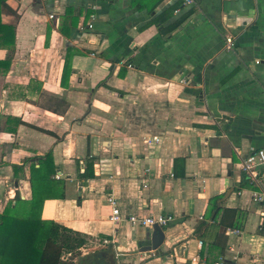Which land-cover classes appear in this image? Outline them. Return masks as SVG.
I'll list each match as a JSON object with an SVG mask.
<instances>
[{
  "label": "crops",
  "instance_id": "0c3cea01",
  "mask_svg": "<svg viewBox=\"0 0 264 264\" xmlns=\"http://www.w3.org/2000/svg\"><path fill=\"white\" fill-rule=\"evenodd\" d=\"M193 2L1 5L0 30L16 38L0 45V214L32 199L30 168L49 158L58 187L42 220L86 240L64 259L108 261L109 250L116 264H264V202L242 169L264 147V0ZM132 215L173 218L158 250L141 252L151 228Z\"/></svg>",
  "mask_w": 264,
  "mask_h": 264
},
{
  "label": "trees",
  "instance_id": "16d2710c",
  "mask_svg": "<svg viewBox=\"0 0 264 264\" xmlns=\"http://www.w3.org/2000/svg\"><path fill=\"white\" fill-rule=\"evenodd\" d=\"M8 0H0L6 5ZM193 11L177 21L173 28L180 27L186 22ZM73 10L68 9L65 23L76 21ZM14 26H6L0 30V45L3 47L15 46ZM64 31V29H63ZM12 55L2 62L7 72L12 62ZM55 165L46 158L40 160L39 167L31 166L30 183L32 199L24 201L16 197L9 202L3 214H0V264H75L64 259V254L71 253L85 246L86 240L78 233L55 222L42 220V206L46 199L52 197L58 183L51 180L55 172ZM15 172H23V166H13ZM87 171L83 177L88 178ZM80 255L79 257H81ZM99 261L105 263L103 258Z\"/></svg>",
  "mask_w": 264,
  "mask_h": 264
},
{
  "label": "built area",
  "instance_id": "2783aa9c",
  "mask_svg": "<svg viewBox=\"0 0 264 264\" xmlns=\"http://www.w3.org/2000/svg\"><path fill=\"white\" fill-rule=\"evenodd\" d=\"M185 5H192L194 2L193 0H184ZM51 19L54 16H50ZM92 28V25H90ZM234 48V38L229 37L226 40V49L228 51L233 50ZM129 67H132L129 65ZM185 83V81H182ZM152 142L158 143L160 139L158 137H154L149 143ZM264 167V147L253 151L250 155L242 161V169L248 176L251 184L253 185L254 189L252 190V200L255 203H263L264 202V172H261L260 169ZM56 178H61V174H57ZM109 204L112 206V214L110 217V221L114 225H118L120 222L124 220V217L121 214L119 209L118 203L114 197L108 198ZM128 221L134 225L145 227V228H152L154 225H159L160 227H166L173 222V218L170 216H159V217H139V216H129ZM234 236H239L241 234L240 229H234L230 232ZM224 264V260L222 259L220 263Z\"/></svg>",
  "mask_w": 264,
  "mask_h": 264
},
{
  "label": "water",
  "instance_id": "95a60500",
  "mask_svg": "<svg viewBox=\"0 0 264 264\" xmlns=\"http://www.w3.org/2000/svg\"><path fill=\"white\" fill-rule=\"evenodd\" d=\"M148 234L146 238L150 241V244L148 246H145L141 252H151L158 250L165 240V234L163 231V228L159 225H154L151 229H149ZM111 251H106V255L108 256V261L102 262L99 261L98 258H100V254H90L86 256H81L77 259V264H116V258L114 254H110Z\"/></svg>",
  "mask_w": 264,
  "mask_h": 264
}]
</instances>
